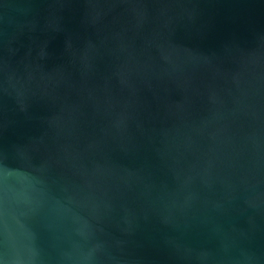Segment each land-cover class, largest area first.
Masks as SVG:
<instances>
[{"label": "water", "instance_id": "1", "mask_svg": "<svg viewBox=\"0 0 264 264\" xmlns=\"http://www.w3.org/2000/svg\"><path fill=\"white\" fill-rule=\"evenodd\" d=\"M0 264H264V0H0Z\"/></svg>", "mask_w": 264, "mask_h": 264}]
</instances>
